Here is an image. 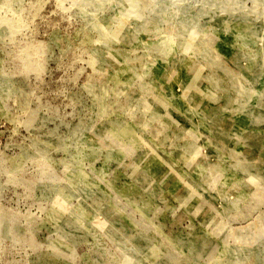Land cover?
I'll return each instance as SVG.
<instances>
[{"label":"rangeland","instance_id":"rangeland-1","mask_svg":"<svg viewBox=\"0 0 264 264\" xmlns=\"http://www.w3.org/2000/svg\"><path fill=\"white\" fill-rule=\"evenodd\" d=\"M0 264H264V0H0Z\"/></svg>","mask_w":264,"mask_h":264}]
</instances>
